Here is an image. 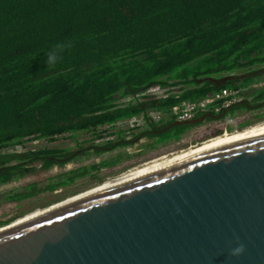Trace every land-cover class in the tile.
<instances>
[{"label":"trees","instance_id":"1","mask_svg":"<svg viewBox=\"0 0 264 264\" xmlns=\"http://www.w3.org/2000/svg\"><path fill=\"white\" fill-rule=\"evenodd\" d=\"M263 80L264 0H0V188L16 184L0 190V211L23 209L1 215L0 229L140 166L204 122L235 129L247 103H264V88H252ZM152 89L181 95L139 100ZM225 89L247 102L169 128L175 106ZM139 117L150 130L131 129ZM61 140L75 148L52 146Z\"/></svg>","mask_w":264,"mask_h":264},{"label":"water","instance_id":"2","mask_svg":"<svg viewBox=\"0 0 264 264\" xmlns=\"http://www.w3.org/2000/svg\"><path fill=\"white\" fill-rule=\"evenodd\" d=\"M66 201L0 229V264H264V135Z\"/></svg>","mask_w":264,"mask_h":264},{"label":"built area","instance_id":"3","mask_svg":"<svg viewBox=\"0 0 264 264\" xmlns=\"http://www.w3.org/2000/svg\"><path fill=\"white\" fill-rule=\"evenodd\" d=\"M253 89H261L264 88V80L261 82H257L252 86ZM158 90H151L143 95L139 96V100H142L145 97H151L153 93H156ZM174 95L175 97H179L181 95L180 91L178 89L168 90L167 94H165V97H168L169 95ZM163 96V97H164ZM250 101V99L248 100ZM247 102L245 99L240 96V91H233L229 89H225L222 92L218 93L217 95L213 97H209L203 100H198L195 102H184L180 105L175 106L172 109V112L174 116H176L177 122H189L197 118L201 114L209 113L210 111L214 110L216 113H220L224 110V112L232 107V105L238 104V103ZM154 122H160L161 121V115L154 114L153 116ZM229 122H232L229 120ZM129 126L131 129L135 131H148L150 130L149 121L146 117H139L134 118L133 120L129 121ZM228 131H225L227 133ZM124 139L126 141L130 140L131 137V131L125 132L123 134ZM40 142V141H39ZM34 142L33 144H35ZM22 149L20 147H11L4 152L9 153H19ZM120 178V177H118Z\"/></svg>","mask_w":264,"mask_h":264},{"label":"bare ground","instance_id":"4","mask_svg":"<svg viewBox=\"0 0 264 264\" xmlns=\"http://www.w3.org/2000/svg\"><path fill=\"white\" fill-rule=\"evenodd\" d=\"M224 135H226V134H224ZM262 135H264V125L252 128L251 130H248V131L240 133V134H235V135H231V136H224L223 138H217V139H215L213 141H210L208 143L203 144L202 146H199V148L197 147V148L188 150V151H186L184 153L172 156L171 158H168V159L157 160V161L153 160L154 162L151 163V164H148V165L143 166V167H141L139 169H136L133 172H131L130 174L122 176L121 178H119V179H117L115 181L106 182L105 184H102V185H100L98 187H96L97 186L96 185L95 186L96 188L90 190V192L81 194L80 196H77V197L69 198V200H67L66 202H64V203H62L60 205H57V206H59V207L65 206L67 204H70L72 202H75L77 200L85 198V197L90 196L92 194H95L97 192H100V191L105 190L107 188H110L112 186H115L117 184H120L122 182L130 180L132 178H135L137 176H140L142 174H145L147 172L155 170L157 168H160V167H163L165 165L174 163L176 161L185 159L187 157L196 155L198 153H201V152H204V151H208V150H212V149L219 148V147H223V146L230 145V144H233V143L241 142V141L248 140V139L255 138V137H258V136H262ZM51 210H53V209H51ZM49 212H50V209H47V210H43V209L36 210L34 213H32V214L26 216L25 218H22L19 221H17L16 224L17 225L18 224H24L26 222H29V221H31V220H33L35 218H38V217H40V216H42V215H44L46 213H49Z\"/></svg>","mask_w":264,"mask_h":264},{"label":"rangeland","instance_id":"5","mask_svg":"<svg viewBox=\"0 0 264 264\" xmlns=\"http://www.w3.org/2000/svg\"><path fill=\"white\" fill-rule=\"evenodd\" d=\"M240 74H242V75H244L245 74V70H243V71H240L239 72V75ZM252 81H255V80H252ZM251 81V82H252ZM155 90H157V89H155ZM167 92H168V89H161V90H158V91H156V93H153V94H151V95H153V96H155V97H163L165 94H167ZM254 100V99H253ZM257 103V101H254V105H259V104H256ZM236 119V118H235ZM234 119V120H235ZM203 124H207V122H204ZM214 125L216 126L217 124H215L214 123ZM208 126V127H207ZM206 126V128H208V129H206L205 127L202 129V128H197V129H195L194 131H192V132H190V133H188V134H186L184 137H183V139H184V143H188V144H190L189 145V147L190 148H186V149H183V150H176V152L175 151H173L170 155H179V154H181V153H184V152H186V151H188V150H191V149H194V148H197V147H199V146H202L203 144H205V143H208V142H210V141H213L214 140V138H210V139H208V138H205V139H208V140H205L204 142H202V143H197V144H195V145H193L192 143L193 142H196V141H199L200 139H202L204 136H206V135H209V134H211L212 132H215L214 131V127H213V124H209V125H207ZM224 126V125H223ZM223 126H220V127H223ZM226 131V130H225ZM225 131H224V133H225ZM228 133V132H227ZM219 137V136H218ZM217 138V137H216ZM215 138V139H216ZM73 145H74V143H70V142H64L63 140H61L60 142H56V143H54V144H52V146H60V147H62V148H72L73 147ZM45 146V142L44 141H40V142H36L35 144H33L32 146H31V148H39V147H44ZM73 148H75V147H73ZM164 151H165V149H164ZM6 153H9V152H6ZM159 156V157H158ZM158 156H154V157H151L149 160H147V161H144L142 164H140V166H137V168H135V169H131V170H129V171H126V173L124 172L122 175H120V176H118V177H122V176H125V175H127V174H130L131 172H133L134 170H136V169H139V168H141V167H143V166H146V165H148V164H151V163H153L154 161H157V160H164V159H168V158H171L172 156H169L168 154H166V153H164V154H159ZM166 156H169L168 158H164V157H166ZM156 158V159H155ZM146 159V157H143V159L142 160H145ZM154 160V161H153ZM152 161V162H151ZM55 171V170H54ZM50 175H52V171L51 172H41V173H38V174H35L34 176H29V177H27V178H25V179H23V183H27V182H29V181H32V180H41V179H43V178H45V177H48V176H50ZM118 177H115V178H111V179H117ZM103 184V183H102ZM102 184H100V185H102ZM100 185H98V186H100ZM14 186H16V184H12V185H8V186H3L2 188H0V190H7V189H11V188H13ZM98 186H96V187H98ZM96 187H94V188H96ZM93 188V189H94ZM90 191V190H89ZM56 198H61L60 196L58 197H56ZM57 199V200H58ZM69 199V198H68ZM67 200V198H65V199H60L56 204H58V203H61V202H63V201H66ZM56 204H54V205H56ZM53 206V205H52ZM30 206H27V207H25L24 209H28ZM39 207H42V206H39ZM48 207V206H47ZM49 207H51V206H49ZM48 207V208H49ZM39 209H42V208H39ZM20 210H23V209H19L18 207H17V205H8L7 206V208H5V212H3V211H0V216L1 215H3V214H5L4 216H10V217H14V215L16 214V212H19ZM38 210V209H37ZM36 210H34V211H30V212H28V214H26V215H24V216H22L21 218H18L17 219V221H19L20 219H22V218H24V217H26V216H28V215H30V214H32V213H34ZM16 221V222H17Z\"/></svg>","mask_w":264,"mask_h":264},{"label":"flooded vegetation","instance_id":"6","mask_svg":"<svg viewBox=\"0 0 264 264\" xmlns=\"http://www.w3.org/2000/svg\"><path fill=\"white\" fill-rule=\"evenodd\" d=\"M251 103L250 104L247 103L249 106H248V110L247 111H244V116L241 117L240 120H238L237 122L236 121L233 122V124L235 126V129L226 130L225 126L224 127H220V126H223V125L219 124L216 121H213V123H215V124L217 123L216 126L213 124V127H214L213 129H214L215 132H212L211 134L204 136L202 139H200L199 141L193 142L192 144L193 145H195L197 143L200 144V143H202L205 140H208L210 138H214V140H215L216 137L217 138H223L224 136H231V135H235V134H240V133L246 132L248 130H251L252 128L259 127V126H263L264 125V115H263L264 114V107H263L264 106V103L262 102L263 105H261L262 103L261 104L260 103H256V104H259V105H254V103L252 101H251ZM261 107H263V108H261ZM259 115H261V116H259ZM195 119H198V117L195 118ZM247 121H249V123H247ZM204 125L207 126V124H204ZM204 125H200V127H198V129L201 128V127H203ZM206 126H205V128H206ZM206 129H208V128H206ZM224 129L226 131H228V133H224V131H225ZM224 134H226V135H224ZM205 138H208V139H205ZM182 143H184V142H179V143L178 142H175L176 145H173V147H169L168 149H165V151L163 153H161V154L166 153L169 156H174V155H170L173 151L182 150L180 148H185V147L186 148H190L189 147L190 144L184 143L186 145L183 147L181 145ZM169 156H166L164 158H168ZM135 168H137V167H135ZM135 168H132V169H135Z\"/></svg>","mask_w":264,"mask_h":264},{"label":"clouds","instance_id":"7","mask_svg":"<svg viewBox=\"0 0 264 264\" xmlns=\"http://www.w3.org/2000/svg\"><path fill=\"white\" fill-rule=\"evenodd\" d=\"M48 64L49 66H51V58H49L48 60ZM243 251V246L237 247L234 251H233V255H238Z\"/></svg>","mask_w":264,"mask_h":264}]
</instances>
